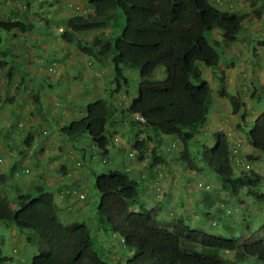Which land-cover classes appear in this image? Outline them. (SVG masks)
Masks as SVG:
<instances>
[{
  "label": "trees",
  "instance_id": "obj_1",
  "mask_svg": "<svg viewBox=\"0 0 264 264\" xmlns=\"http://www.w3.org/2000/svg\"><path fill=\"white\" fill-rule=\"evenodd\" d=\"M10 1L7 13L0 15V44H16L13 39L20 37L17 44L27 51L30 48L26 33L33 30V24L21 17L26 19L31 2ZM224 6L213 0H88V12L67 20L69 32L63 33V39L73 43L78 54L95 59L99 70L111 67L112 88L94 96L78 119L61 125L60 136L69 140L74 152H84L91 158L98 156L105 165L117 144L124 148L129 144L125 153L133 161L136 158L142 162L147 153L149 156L138 172L129 167L91 172L98 195L96 223L91 227L83 220L63 221L43 182L28 186L25 192L18 191L13 204L0 186V223L6 228L23 226L30 232L27 240L36 245L38 253L29 264H112L95 230L118 239L120 246L114 250L118 256L126 251L124 264H236L249 258L264 264V222L250 228L244 219L245 239L239 243V239L191 227L182 216L170 228L160 226L156 219L158 209L140 205L141 190L153 183L154 166L166 162L163 157L168 156L159 152L163 144L160 136H171L181 145L176 157L181 167L185 165L195 174L213 172L220 187L232 197L247 190L261 215L264 211L259 204L264 206V175L233 158L241 140H232L227 131L210 135L202 132L218 94L228 101L230 114L240 116L236 127L244 129V142L252 150L245 153L247 161L254 158V152L264 154V86L251 94L258 104V115L247 122L244 110L240 111L246 106L240 97L224 94L222 89L216 93L202 74V69H208L218 80L220 63L234 62L225 50L237 41L247 48L253 42L248 34L240 39L242 32L247 31L245 13L233 10L230 4ZM249 7L260 18L264 0H249ZM108 27V33L101 31ZM213 30L221 38L212 36ZM89 32H93L90 40L86 37L73 41L74 35ZM3 55L13 60L22 56L10 49H4ZM2 65H8L6 77L10 79L17 69L6 60ZM130 69L137 70V75ZM126 70L135 79L133 86L128 83ZM222 79L218 81L220 87ZM120 96L129 100L126 106H122ZM8 100L13 102V98ZM10 134L0 137L8 141ZM33 137L32 133L26 134L21 149L13 146L19 149L18 158L27 157V150L35 143ZM175 142L171 144L175 146ZM81 143L85 147L78 150ZM151 143L154 145L149 152ZM12 167L6 173L0 172V185L7 181V173H14ZM239 167L243 171L235 173ZM61 171H67L65 165H61ZM76 183L73 181L74 186ZM208 199L209 195L203 202L209 211L225 210L214 207ZM9 260L0 254V264Z\"/></svg>",
  "mask_w": 264,
  "mask_h": 264
},
{
  "label": "rangeland",
  "instance_id": "obj_2",
  "mask_svg": "<svg viewBox=\"0 0 264 264\" xmlns=\"http://www.w3.org/2000/svg\"><path fill=\"white\" fill-rule=\"evenodd\" d=\"M213 1L221 2L224 8V5L230 4L233 10L245 13L243 21L247 31L242 32L240 39L248 34L253 42L247 48L244 43L237 41L225 50L226 56L232 55L234 62L220 63L218 80H214L212 72L208 69H202V74L210 81L216 93L222 89L224 94L240 97L241 102L246 105L241 107L240 111L244 110L243 114L249 122L258 115V104L251 98V94L253 91L260 92L261 87L264 86V43H262L264 42V8L261 10V17L257 18L254 15V8L249 7V0ZM10 2V0H0V15L7 13ZM30 2L31 10L28 16L26 19L21 17L33 24V30L26 33V43L30 49L24 51L23 47L17 44L20 37L13 39L16 44H0V65L6 60L9 66L17 69L8 79L6 77L8 65L0 66V135L11 132L9 136L15 142L11 145L10 137L7 138L8 141L0 137V172L6 173L11 166L15 167L14 173H7V181L0 185L1 192L13 204L14 196L18 191L25 192L28 186L43 182L42 184L52 193L56 209L63 221L83 220L91 227L96 223L95 211L98 203L91 172L99 173L109 168L125 169V167L138 172L147 163L149 154H146V159L142 162L135 157L133 161L132 157L125 153L129 144L126 142L128 146L125 145V148L117 144L106 159L108 165H105L98 156L91 158L89 154L85 156L84 152H74L69 140L60 136L61 125L67 124L72 119H78L84 113L86 104L94 96L105 90H111L112 86L109 83L111 67L108 70H99L95 59L78 54L74 44L63 39V33L69 32L67 20L88 12V0H30ZM258 7L262 6L258 5ZM110 28L101 31L108 33ZM89 33L82 36L74 35L73 41H81L86 37L90 40L93 32ZM211 35L221 38L217 30H213ZM4 49H10L15 51L17 56L19 54L22 56H18L16 60L8 56L6 58L3 55ZM129 71L134 75L138 73L135 69ZM129 71L126 70L125 73L128 74L129 85L133 86L135 79ZM161 73L159 71L158 75ZM161 76L163 77V73ZM220 79H222L221 87L218 84ZM217 95L216 104L211 109L202 132L210 135L216 131H227L232 140L240 139L241 157L238 158L241 162L239 163L249 165L251 170L263 176L264 154L254 152L256 158L247 161L245 153L252 150L244 142L242 134L244 129L236 127L240 123V116L231 115V107L226 98ZM120 97L122 106H126L129 100L127 97ZM11 98L13 102L8 100ZM242 126L244 125L241 124ZM28 133L34 135L35 143L27 150V157L20 159L17 155L18 150L23 147L22 138ZM160 137L163 144L159 152L168 155L163 157L166 162L154 166V175L151 178L153 183L140 192L141 206L146 209H158L156 219L160 226L170 228L174 220L182 216L191 227L204 229L214 235L240 239L243 238L242 228L245 222L250 228L264 222V211L261 215L257 202L249 197L247 190H242L241 195L239 193L238 196L232 197L228 191L220 187L213 172L195 174L185 165L184 168L181 167L176 159L181 145H177L171 136ZM173 142L175 146L171 144ZM209 142L212 143L213 139ZM17 145L20 148L15 150L13 146L17 148ZM153 145V143L148 144L149 152ZM171 145L172 148L169 149ZM84 147L85 145L81 143L78 150ZM86 147L89 149L88 143ZM194 149L195 146L193 151ZM61 165L66 166V172L61 171ZM238 171H243L242 167L237 168L235 173ZM73 181L77 182L75 186ZM205 186L208 188L206 189ZM261 188L264 193V185ZM80 194L84 198H80ZM208 195V200L214 207L225 210L220 213L209 211L203 202ZM205 210L210 214L206 215ZM104 232L95 230L106 251V257L112 260V264H124L123 256L126 251L123 250L122 256H118L114 250L115 247L120 246L118 239ZM28 237L30 232L23 226L10 225L6 228L0 223V254L10 258L2 264L31 262L38 251L36 245L27 240ZM228 257L231 258L230 255ZM254 260L249 258L236 264H260Z\"/></svg>",
  "mask_w": 264,
  "mask_h": 264
},
{
  "label": "clouds",
  "instance_id": "obj_3",
  "mask_svg": "<svg viewBox=\"0 0 264 264\" xmlns=\"http://www.w3.org/2000/svg\"><path fill=\"white\" fill-rule=\"evenodd\" d=\"M84 13H85V12H83L82 14H84ZM239 147H240V144H239L237 150H235L236 155H234V157H233V158H234V161L237 162V163L241 162V160L238 158V156H239V155H238V149H239ZM253 157L255 158L256 155L253 156ZM242 163H243V162H242ZM205 188L207 189L208 187L205 186ZM79 197L82 198L83 195L80 194ZM244 225H246V223H244ZM242 236H243V238H240V239H239V243L242 242V241H244V239H245L244 234H242ZM240 240H241V241H240ZM2 257H3V256H2ZM254 261H255V260H254ZM258 263L263 264V263H261V262H258Z\"/></svg>",
  "mask_w": 264,
  "mask_h": 264
}]
</instances>
